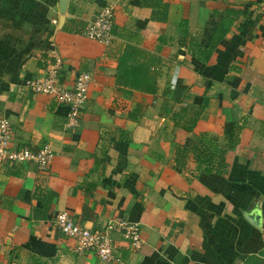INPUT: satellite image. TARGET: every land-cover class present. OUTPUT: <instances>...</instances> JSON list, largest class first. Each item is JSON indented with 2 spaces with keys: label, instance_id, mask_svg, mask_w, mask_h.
Segmentation results:
<instances>
[{
  "label": "crops",
  "instance_id": "0c3cea01",
  "mask_svg": "<svg viewBox=\"0 0 264 264\" xmlns=\"http://www.w3.org/2000/svg\"><path fill=\"white\" fill-rule=\"evenodd\" d=\"M104 3L113 13L107 43L62 29ZM230 6L243 14L207 59L195 58L189 39L206 42ZM64 21L57 0H0V117L11 145L53 149L43 170L0 160V264H244L264 250V0H68ZM56 55L62 86L80 70L91 74L72 127L64 104L24 84ZM131 65L154 92L116 80ZM202 101L192 131L171 119L179 105ZM227 120L243 122L225 165L220 155L197 161L190 142L205 132L215 148L226 146ZM211 143L199 145L201 159ZM60 209L91 228L120 214L136 222L140 244L113 233L111 260L78 252L53 224Z\"/></svg>",
  "mask_w": 264,
  "mask_h": 264
},
{
  "label": "built area",
  "instance_id": "2783aa9c",
  "mask_svg": "<svg viewBox=\"0 0 264 264\" xmlns=\"http://www.w3.org/2000/svg\"><path fill=\"white\" fill-rule=\"evenodd\" d=\"M112 9L109 4L100 5L96 11L83 23L80 33L88 38L107 43L111 37ZM61 58L56 55L42 75L30 76L24 84L33 93L53 95L67 108L64 126L78 124L85 105L86 90L91 79L88 70L75 73L72 85L64 87L58 80V70ZM11 126L6 117H0V160L8 162H33L40 169H46L53 157V149L48 143H42L37 148L25 145L10 144ZM53 224L63 234L75 241L78 252H92L102 261L113 258V233L128 240L133 248L138 247L140 238L136 222L130 221L120 214L106 219L99 228L81 225L73 220L67 210L60 209L53 214Z\"/></svg>",
  "mask_w": 264,
  "mask_h": 264
},
{
  "label": "trees",
  "instance_id": "16d2710c",
  "mask_svg": "<svg viewBox=\"0 0 264 264\" xmlns=\"http://www.w3.org/2000/svg\"><path fill=\"white\" fill-rule=\"evenodd\" d=\"M221 13L222 15L219 21L214 25L211 35L206 42L204 43L198 42V39L197 37L195 38V36H192L191 39H189L188 46H190L191 54L195 58L199 60L207 59L211 48L214 47L215 44H217L219 39L226 33L227 29L229 28L230 22L233 19L232 18L233 15L238 13L243 14V12L241 11V7L235 8L234 6L225 8L224 10L221 11ZM82 26H83L82 21L75 18H67L62 25V29L67 31H72L75 33H80ZM180 26H181V32L184 35L186 33L184 22H180ZM125 57L126 55L123 54L118 59L119 68L123 64ZM143 74L144 72L142 71V68L140 66L131 65L129 69H119L117 71L116 80L119 82H129L130 84L133 85L132 87L135 89H139L147 92H154L155 86L150 84V82L145 78ZM203 102L204 101H202L196 107L179 105L176 109H174L171 112V119L174 121L176 125H179L181 128L185 129L186 131H192L195 121L197 120V118L199 117V113L203 109L204 106ZM242 122L243 121H238V120H227L223 122L222 131L227 138V144L226 146L221 148L220 147L215 148L214 144L211 143L214 140V138L206 137L205 132H201L196 142H193V140L190 142L191 145L189 146V148L193 151L194 158L199 162H201V160L206 162H211L213 155L216 156L220 155L218 156L219 158L218 160L221 161V163H224L222 154L224 153L225 149L236 143L238 137L237 134L242 126L241 124ZM207 141L208 143H211L213 149L206 150L203 153L201 159L200 158L201 147L199 145L202 142H207ZM185 150L186 147L183 144L180 145L178 144L175 148V164L179 167H182L184 165L183 157L185 154ZM223 165H225V163ZM263 254H264V250H259V252L257 253L247 254L244 258V264H264V260L263 258H261V255Z\"/></svg>",
  "mask_w": 264,
  "mask_h": 264
},
{
  "label": "water",
  "instance_id": "95a60500",
  "mask_svg": "<svg viewBox=\"0 0 264 264\" xmlns=\"http://www.w3.org/2000/svg\"><path fill=\"white\" fill-rule=\"evenodd\" d=\"M68 0H57V8L59 12V21L62 23L64 21V13L66 10Z\"/></svg>",
  "mask_w": 264,
  "mask_h": 264
}]
</instances>
